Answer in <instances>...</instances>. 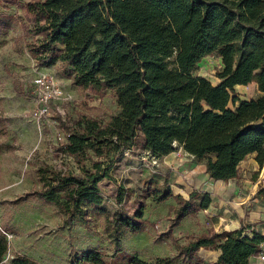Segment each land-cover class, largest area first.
Here are the masks:
<instances>
[{"label":"trees","instance_id":"1","mask_svg":"<svg viewBox=\"0 0 264 264\" xmlns=\"http://www.w3.org/2000/svg\"><path fill=\"white\" fill-rule=\"evenodd\" d=\"M21 10L25 47L38 65L58 63L74 85L100 94L114 92L117 108L106 119L85 112L68 119L56 115L64 129L61 150L76 169L44 163L38 166L40 186L34 194L56 205L70 226L89 224L102 216L109 240L142 227L143 207L132 214L120 207H102L103 179L115 180L116 159L138 133L155 155L174 143L203 160L211 178H233L241 160L255 153L264 162V11L262 0H5ZM215 53L221 66L212 83L194 69ZM256 83L258 94L237 95V85ZM238 103L235 104V101ZM229 102L233 107L229 106ZM0 127L5 123L0 118ZM261 172H264V166ZM132 189L119 185L117 202ZM171 196L169 227L160 237L174 241L173 255L149 262L137 256L130 264H192L200 248H216L208 264H250L264 235L242 228L220 231L208 227L178 241L171 228L187 215L208 207L211 197L193 190L187 196L163 183L154 201ZM9 244L0 233V264ZM90 264H105L96 249L81 252ZM5 264H40L13 254Z\"/></svg>","mask_w":264,"mask_h":264},{"label":"rangeland","instance_id":"2","mask_svg":"<svg viewBox=\"0 0 264 264\" xmlns=\"http://www.w3.org/2000/svg\"><path fill=\"white\" fill-rule=\"evenodd\" d=\"M26 2L28 0H18ZM264 11V0L259 6ZM21 10L16 2L0 0V233L8 240L4 264L13 254H23L40 264H90L81 259L84 250L96 249L102 253L105 264H130L137 256L152 262L159 256L175 253L174 241L160 233L169 227V209L175 200L169 196L161 201L152 199L155 186L166 183L175 193L188 195L174 183L175 178L190 181L188 192L195 190L192 174L202 172L204 161L196 158L181 145L174 143L173 150L157 155L158 163L152 164V153L144 146V137L138 133L134 144L116 159L113 169L115 180L103 179L99 188L104 196L102 207L113 212L120 207L132 214L143 207L142 227L136 231L125 230L116 240H109L102 228V216L96 215L91 223L74 220L69 226L64 213L53 203L34 194L40 186L37 174L44 163L70 166L76 169L73 159L61 150L58 132L63 127L56 115L73 119L78 112L89 113L106 119L117 108L114 92L106 89L94 94L74 85L58 63L38 65L25 47L26 37L20 26ZM216 55L204 58L194 69L212 83L218 77ZM38 72L51 74L63 94L51 100L46 117L34 115L35 92L33 79ZM241 98L257 95L253 83L235 88ZM238 100L235 101V104ZM229 106L233 104L229 102ZM260 166L257 176H261ZM262 183L264 178H261ZM261 183V184H262ZM132 189L118 203V186ZM200 210V209H199ZM198 210V211H199ZM198 211L183 216L171 230L180 242L188 233L204 231ZM216 259L212 249H200L192 264H208Z\"/></svg>","mask_w":264,"mask_h":264},{"label":"crops","instance_id":"3","mask_svg":"<svg viewBox=\"0 0 264 264\" xmlns=\"http://www.w3.org/2000/svg\"><path fill=\"white\" fill-rule=\"evenodd\" d=\"M214 54L211 52L205 55L201 61ZM216 57L219 59L217 65L220 68V57L217 55ZM248 83L256 85L254 81ZM259 168L255 153H250L240 161L238 173L233 178H211L205 164L200 168L202 172L192 174L195 190L201 194L208 193L211 197L208 207L198 211L202 223H207L206 229L212 227L220 231L236 229L243 225L251 226L253 231L264 235V181L262 183L261 180L264 178V172L258 177ZM174 183L189 194L190 181L179 177L174 179ZM200 249H212L216 253V258L219 254L216 248ZM261 254L264 255V241L260 243L258 253L250 257V264H264V258H260Z\"/></svg>","mask_w":264,"mask_h":264},{"label":"built area","instance_id":"4","mask_svg":"<svg viewBox=\"0 0 264 264\" xmlns=\"http://www.w3.org/2000/svg\"><path fill=\"white\" fill-rule=\"evenodd\" d=\"M199 64V63H198ZM33 89L35 92V108L33 109L34 115L37 117H46L49 114L50 101L63 94V90L60 85L56 82L51 74L44 72H38L33 79ZM64 132H58V137L63 138ZM150 152V151H149ZM192 155V154H191ZM152 164H157V155L152 154ZM263 169V168H262ZM244 232L251 234L253 228L251 226H240ZM260 258H264L261 254Z\"/></svg>","mask_w":264,"mask_h":264}]
</instances>
